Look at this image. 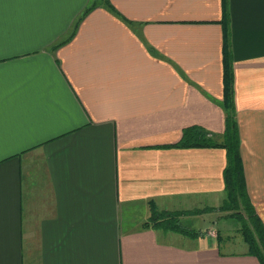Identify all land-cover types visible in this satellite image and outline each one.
<instances>
[{
    "label": "crops",
    "instance_id": "1",
    "mask_svg": "<svg viewBox=\"0 0 264 264\" xmlns=\"http://www.w3.org/2000/svg\"><path fill=\"white\" fill-rule=\"evenodd\" d=\"M226 31L264 225V0L0 3V264H260L243 239L148 224L221 211L225 150L164 146L223 133Z\"/></svg>",
    "mask_w": 264,
    "mask_h": 264
},
{
    "label": "trees",
    "instance_id": "2",
    "mask_svg": "<svg viewBox=\"0 0 264 264\" xmlns=\"http://www.w3.org/2000/svg\"><path fill=\"white\" fill-rule=\"evenodd\" d=\"M226 6V0H222ZM88 11L85 10L86 13ZM229 52L228 33L223 42V101L225 128L221 135H209L203 129L192 126L184 129L180 141L164 147L178 148H223L226 153V165L223 170L225 199L219 207L221 211H230L228 218L240 224V234L247 245V254L255 256L264 264V225L257 215L249 198L240 154L239 128L235 118L232 59ZM191 214L188 211L152 212L148 224L155 229L171 231L180 235L196 238L197 230L184 226L182 217Z\"/></svg>",
    "mask_w": 264,
    "mask_h": 264
},
{
    "label": "rangeland",
    "instance_id": "3",
    "mask_svg": "<svg viewBox=\"0 0 264 264\" xmlns=\"http://www.w3.org/2000/svg\"><path fill=\"white\" fill-rule=\"evenodd\" d=\"M218 215H214L212 216L211 218H208V219H202V218H192L194 220H189L188 222H183L184 226H190V224H193L194 227L193 228H196V229H199V228H204V227H207V226H211V228L209 229H206L204 230L203 232L201 231L200 233L201 234H208L209 232H211L212 235H210L211 237H214V238H220L222 239V243L225 242V239L229 238L231 240H241L243 239L242 238V235L240 234V231L237 230L239 229L241 226L239 223H237L235 220L233 219H230L228 218V214L230 213V211H220L217 212ZM208 217V216H206ZM205 217V218H206ZM213 218V219H212ZM221 227H225L224 230H222V233L224 234H221L219 233L218 234V231L221 230L220 228ZM238 249L240 248L239 244H238Z\"/></svg>",
    "mask_w": 264,
    "mask_h": 264
},
{
    "label": "snow or ice",
    "instance_id": "4",
    "mask_svg": "<svg viewBox=\"0 0 264 264\" xmlns=\"http://www.w3.org/2000/svg\"><path fill=\"white\" fill-rule=\"evenodd\" d=\"M3 2V0H0V3H2Z\"/></svg>",
    "mask_w": 264,
    "mask_h": 264
}]
</instances>
